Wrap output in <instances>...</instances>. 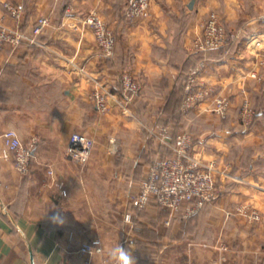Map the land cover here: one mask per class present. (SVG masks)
I'll return each mask as SVG.
<instances>
[{"label":"crops","instance_id":"1","mask_svg":"<svg viewBox=\"0 0 264 264\" xmlns=\"http://www.w3.org/2000/svg\"><path fill=\"white\" fill-rule=\"evenodd\" d=\"M190 1L152 0L149 17L128 21L125 0H0L4 22L14 23L4 6L13 3L22 9L20 25L28 33L40 16L50 17L38 44H6L0 50V147L2 133L14 128L33 154L26 173L0 159V264H84L87 256L79 249L96 238L105 249L132 238L137 264H212L217 243L247 233V219L234 213L240 202L259 210L261 220L249 225L256 236L263 233L264 153L255 150L246 165L243 155L231 158L228 150L261 143L264 71L262 79L247 73L264 56V0H195L192 8ZM91 9L115 34L109 58L100 56L93 32L83 26ZM213 10L239 36L227 47L197 52L193 38ZM199 59L207 61L204 78L216 93L231 97L232 114L244 95L250 98L259 115L253 125L227 123L207 102L183 120L178 98ZM124 70L141 82L131 103L134 119L115 102L102 114L91 98L95 79L120 92ZM182 123L193 132L194 155L216 157L221 168H232L224 186L218 183L220 197L189 217L187 204L172 216L155 200L137 209L131 199L151 158L171 152L149 131L164 125L175 135ZM76 131L95 140L84 167L64 160ZM111 140L119 142L116 151L108 147ZM49 166L64 181L66 195L51 183ZM57 210L66 219L62 226L49 220ZM93 262L104 264V253L96 251Z\"/></svg>","mask_w":264,"mask_h":264},{"label":"built area","instance_id":"2","mask_svg":"<svg viewBox=\"0 0 264 264\" xmlns=\"http://www.w3.org/2000/svg\"><path fill=\"white\" fill-rule=\"evenodd\" d=\"M152 0H125L124 15L128 21H138L145 19L151 14ZM9 15L13 17L14 23L7 24L3 17H0V50L6 44L18 46L23 43L38 44V36L50 24L49 16H40L33 25L32 32L28 33L21 25L22 9L10 2L4 3ZM83 26L88 27L94 34L95 41L100 50V56L109 58L114 54L116 37L105 19L95 9H91L83 17ZM238 34L230 32L221 21L220 15L213 10L203 22L200 31L192 41V48L197 52H207L211 49L224 48L229 46L238 38ZM258 68H252L247 75L262 79L264 71V56L256 61ZM74 68L82 73H86L83 66L73 62ZM207 61L201 59L188 72L184 82L183 94L180 108L182 111L194 109L203 103H209L208 109L225 117L229 109L233 106V101L229 95L216 93L213 84L205 78ZM120 92L113 91L111 87L99 80H94L95 86L91 92L98 111L105 114L112 108L115 102L121 111L126 115H133L131 109L132 101L140 94L141 82L130 70H124L119 78ZM257 115L251 104L250 98L244 95L239 105V118L246 124H251ZM10 129L2 133L3 145L0 147V159L11 161L14 167L21 173H26L30 169L32 161V147L25 145L18 133L12 136ZM151 132L160 144L170 148L168 156H158L154 158L142 179L137 194L132 196V204L137 209L145 208L151 200H155L161 207L166 209L170 216L177 214L187 204L185 216L196 214L207 202L220 197L219 181L221 187L224 186V179L228 175L227 171L219 167L214 159H205L192 153L194 149V139L192 134L182 131L173 135L164 125H158ZM95 146L94 138L82 132H73L68 138L64 151V160L76 162L84 167L92 154ZM111 151H116L119 142L111 140L108 145ZM47 174L51 183L55 185L63 195L67 194L65 183L55 178V170L47 168ZM234 213L241 215L250 221L261 220V213L250 203H238L234 207ZM132 213L125 215L126 221L132 220ZM168 223V222H167ZM99 242V243H98ZM134 243L132 238H126L125 243ZM102 245L100 239H92L84 242L79 251L86 255L84 264L94 263L93 255L96 248ZM228 247L221 244L220 250Z\"/></svg>","mask_w":264,"mask_h":264},{"label":"rangeland","instance_id":"3","mask_svg":"<svg viewBox=\"0 0 264 264\" xmlns=\"http://www.w3.org/2000/svg\"><path fill=\"white\" fill-rule=\"evenodd\" d=\"M124 8H125V5H124ZM124 8H123V14H124V11H125ZM220 19H221V17H220ZM221 21H222V19H221ZM200 60L201 59H199L196 63H198ZM193 66H191V68ZM140 93H141V91H140ZM181 98H182L181 96H180V98H178L179 106L181 105V100H182ZM233 108H234V106H232L229 109V111H228V113H227V115L225 117H223L221 115H218L217 113H215L213 111H211V112L216 114L219 118L226 120L227 123H232L233 122L232 124L238 125V126L245 125L247 127H250L251 125H253L255 123L256 120L259 119L258 118L259 115H258V112H257L258 109L256 107H254V109L257 112V115H256L254 121L251 124L246 125L239 118V105L237 107H235L236 112L238 111L235 114L231 113V110ZM182 112H183L182 113L183 114V120L186 119V118H193L192 109L188 110V111H182ZM127 116L130 119H134L133 117H135L133 115H131V116L127 115ZM196 117L197 116H195V118ZM230 121H232V122H230ZM260 123H264V120H260ZM261 126L263 128L261 130V127H260L261 143L258 146H254V145H251V146H249V145H246V146H238V145L237 146H232L228 150V155L231 158L234 155H243L244 156L243 163L247 165L250 162V156L254 153L255 150H258V151H261V153H264V124L261 125ZM153 129L154 128H152L151 131ZM151 131H149V135H150L151 138H154L155 136H154L153 132H151ZM182 131H186V132L191 133L192 137L194 139L193 132L190 129V127L187 126V123L185 124V126H184V123L181 124V127L178 130L177 134L182 132ZM168 155H169L168 151L166 153L163 152V156H168ZM156 157H158V156H155L154 158H156ZM154 158L152 157L151 159L153 160ZM205 159H209V160L214 159V160H216L218 162V160H217L218 158L216 159V157L205 158ZM222 167L223 168H221V169H224V170H227V171L228 170H230V171L232 170V168H225L224 166H222ZM228 177L229 176L227 175L226 178L224 179V181H226V179H228ZM220 181H222V180L220 179ZM224 184H225V182H224ZM240 203H242V202H240ZM261 217H262V215H261ZM245 219H247V218H245ZM246 221L248 223V228H247V233L245 235L236 234V235L232 236L231 238H228L226 241H222V243L227 245V247H228L226 250H224V249L220 250V246H221L222 243H217V247L215 248L216 249L215 256L212 259V264H249L250 262L255 264L256 261H258V264H264V231L260 235L256 236L254 233H251V231L254 232V228H252L249 225V223H251V221L249 219H247ZM239 257H241V258H239Z\"/></svg>","mask_w":264,"mask_h":264},{"label":"clouds","instance_id":"4","mask_svg":"<svg viewBox=\"0 0 264 264\" xmlns=\"http://www.w3.org/2000/svg\"><path fill=\"white\" fill-rule=\"evenodd\" d=\"M12 136H17L18 133L14 129H10L9 133ZM47 213V212H46ZM49 220L54 225H63L66 222L62 212L57 210L49 217ZM99 243V242H98ZM97 251L104 253V264H137L136 256L134 255V247L129 242L127 245L121 242L112 244L110 247L102 248L99 246L96 248Z\"/></svg>","mask_w":264,"mask_h":264},{"label":"water","instance_id":"5","mask_svg":"<svg viewBox=\"0 0 264 264\" xmlns=\"http://www.w3.org/2000/svg\"><path fill=\"white\" fill-rule=\"evenodd\" d=\"M195 0H191L189 3V7L192 8Z\"/></svg>","mask_w":264,"mask_h":264},{"label":"trees","instance_id":"6","mask_svg":"<svg viewBox=\"0 0 264 264\" xmlns=\"http://www.w3.org/2000/svg\"><path fill=\"white\" fill-rule=\"evenodd\" d=\"M220 49H221V48H220ZM186 76H187V75H186ZM185 79H186V78H185ZM173 135H174V134H173ZM175 135H177V133H176ZM175 135H174V136H175ZM170 153H171V152H170ZM170 153H169V154H170ZM162 156H163V155H162Z\"/></svg>","mask_w":264,"mask_h":264}]
</instances>
